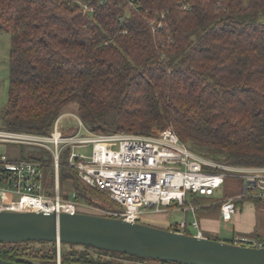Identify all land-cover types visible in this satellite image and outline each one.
<instances>
[{"label": "trees", "instance_id": "1", "mask_svg": "<svg viewBox=\"0 0 264 264\" xmlns=\"http://www.w3.org/2000/svg\"><path fill=\"white\" fill-rule=\"evenodd\" d=\"M80 1L95 9L84 12ZM192 1L183 10L178 0H141L138 8L126 0H0V29L11 34L4 127L50 133L64 105L75 102L96 132L146 134L171 125L199 154L264 166V0ZM22 152L52 163L38 150ZM59 179H71L75 200L95 213L119 206L65 155ZM0 257L58 264V245L0 242ZM60 261L183 264L65 242Z\"/></svg>", "mask_w": 264, "mask_h": 264}, {"label": "built area", "instance_id": "2", "mask_svg": "<svg viewBox=\"0 0 264 264\" xmlns=\"http://www.w3.org/2000/svg\"><path fill=\"white\" fill-rule=\"evenodd\" d=\"M84 12L95 9L92 2L80 1ZM129 7L138 8L141 0H126ZM183 10H190L192 0H178ZM223 0H218L221 5ZM154 19H151L153 22ZM128 31V30H126ZM75 110L63 112L50 133L11 130L0 125V211H43L75 213L84 208L83 202L62 194L59 185L60 159L77 169L79 176L90 185L106 191L121 207L106 210L107 215L130 221H142L147 214L183 209L185 217L172 225V230L207 236L196 215L199 205L194 196H215L226 178H245L242 192L221 200V215L231 220L237 210V198L250 197L264 202V166H240L220 162L193 151L168 125L153 128L151 133L96 132ZM1 113V108H0ZM73 114L78 127L64 130V114ZM29 145L33 150H49L52 163L40 159L15 156L8 148ZM7 146H9L7 148ZM67 151V155L65 154ZM52 166V168H51ZM54 170L55 185L49 182L46 168ZM194 213L191 222L186 214ZM235 243L264 246L259 239L236 238Z\"/></svg>", "mask_w": 264, "mask_h": 264}, {"label": "water", "instance_id": "3", "mask_svg": "<svg viewBox=\"0 0 264 264\" xmlns=\"http://www.w3.org/2000/svg\"><path fill=\"white\" fill-rule=\"evenodd\" d=\"M27 241L57 242L58 264H62V242L183 264H264V246L201 237L120 216L86 211H0V242ZM23 262L41 264V259L26 257ZM0 264L24 263L0 257Z\"/></svg>", "mask_w": 264, "mask_h": 264}, {"label": "rangeland", "instance_id": "4", "mask_svg": "<svg viewBox=\"0 0 264 264\" xmlns=\"http://www.w3.org/2000/svg\"><path fill=\"white\" fill-rule=\"evenodd\" d=\"M11 47V34L10 32L0 29V108L1 110L4 109L7 106V102L9 99V51ZM75 107H77L75 102H70L66 105H64L62 111H72L75 110ZM62 112V113H63ZM62 125L64 130H69V126H72L73 128L78 127L77 119L73 114H64L62 118ZM4 124L2 115L0 114V125ZM9 146H7L8 148ZM22 149L24 152H22ZM9 152L11 151L13 155L18 156L21 155L20 153H27L29 155L31 152H34L33 148L29 145H12L8 148ZM21 150V152H20ZM49 156L51 158V153L49 150L42 149L40 148L37 153H41ZM52 168V166H51ZM48 175H50V169L49 167L46 168ZM52 174V173H51ZM245 178L243 177H232L229 176L226 178L225 183L223 184L222 187H220L215 196H197L198 197V202L201 204H198L196 201H194L195 204L199 205V209L197 210V217L199 216V213L201 209H205L206 205L213 204V207L210 209L218 208L217 202H220L221 200L227 198V197H238V195L242 192V186L244 185ZM2 183L0 182V185ZM53 185V182H52ZM60 186H61V193L63 194L65 189L70 190L69 197L72 196L73 193V188L70 184V180H61L60 181ZM1 194V193H0ZM242 205H238L237 209L243 211L241 216V220L246 223V226L248 225H255L261 223L262 219L264 218V202L253 199L250 197L247 198H242ZM204 205V206H203ZM216 210V209H215ZM80 211H86V212H98V210L95 207L91 206H86L85 208H81ZM99 212H101L99 210ZM218 215V214H217ZM187 219L189 222H191L194 218V213L192 211H188L186 214ZM240 216V215H239ZM185 217V212L182 209H177V210H172V211H166V212H156V213H150L149 217L146 219L150 221V218H154V221H156L159 225H164L168 226L169 224L166 222H176V221H181ZM201 222V227L205 229V233L210 235V236H215L217 235L221 239H230L233 236V227L235 222L233 220L226 221L224 219H221L220 217L213 218L208 221L210 218L206 217H199L198 218ZM144 220V219H143ZM206 220V223L205 221ZM148 221H143V222H148ZM151 223V222H148ZM205 223V225L203 224ZM205 227H204V226ZM187 230L190 233H196V229L189 226ZM39 246V243H33L32 247H37ZM69 246V245H67ZM123 258V257H121Z\"/></svg>", "mask_w": 264, "mask_h": 264}, {"label": "crops", "instance_id": "5", "mask_svg": "<svg viewBox=\"0 0 264 264\" xmlns=\"http://www.w3.org/2000/svg\"><path fill=\"white\" fill-rule=\"evenodd\" d=\"M20 152H21V150H20ZM52 173V174H51ZM49 182H51V184H52V182H53V184L55 185V183H56V180H57V178H56V174H55V172H54V170H51L50 171V177H49ZM66 180H70V184H71V186H72V188H73V190L72 191H74V186H73V181L71 180V179H66ZM60 179H59V185H60ZM60 189H61V186H60ZM70 190H67V189H65V191H64V194H68V192H69ZM211 197H213V196H211ZM238 200H242V198H237ZM238 200H236V203H237V206L238 205H242V203L240 204L239 202H238ZM242 202V201H241ZM239 203V204H238ZM204 206V205H203ZM206 206H208V205H206ZM239 208V207H238ZM211 208H205V209H201V211H200V213H199V216H198V218L199 217H206V218H210V219H208V221L209 220H211V219H213V218H216V217H220L221 219H223L222 218V215H221V209H220V206L218 207V208H214V209H212V210H210ZM216 209V210H215ZM245 214V213H243V211H241V210H239V209H237L236 210V212L233 214V217H232V219L231 220H233L234 222H235V224H234V227H233V236L231 237V238H251V239H259V238H262V237H264V218L262 219V221H261V223H259V224H257V226H255V225H248V226H246V223L244 222V221H242L241 220V216H242V214ZM218 214V215H217ZM149 215L150 214H147L145 217H144V220L145 221H148V220H146L148 217H149ZM196 215H197V212H196ZM240 215V216H239ZM151 220L150 221H148V222H151V224H154V225H158V226H162V227H168V226H164V225H159L156 221H154V218H150ZM143 220V221H144ZM200 221V220H199ZM205 221V223H206V220H204ZM228 221H230V220H228ZM168 224H169V226H171L172 227V225L175 223V222H172V221H170V222H168V221H166ZM201 222V221H200ZM205 223H203L204 225H205ZM203 225V226H204ZM202 226V225H201ZM205 227V226H204ZM205 230V229H204ZM207 236H209V237H214V238H219V239H221L220 237H218L217 235H215V236H210V235H208V234H206ZM222 240H225V239H222Z\"/></svg>", "mask_w": 264, "mask_h": 264}]
</instances>
